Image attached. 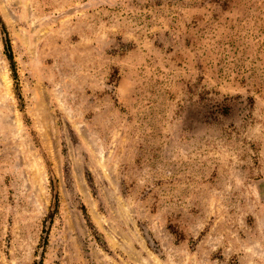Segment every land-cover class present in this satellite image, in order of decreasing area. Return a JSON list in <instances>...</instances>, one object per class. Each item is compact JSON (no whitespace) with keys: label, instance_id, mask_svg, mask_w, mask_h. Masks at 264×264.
I'll return each instance as SVG.
<instances>
[{"label":"rangeland","instance_id":"rangeland-1","mask_svg":"<svg viewBox=\"0 0 264 264\" xmlns=\"http://www.w3.org/2000/svg\"><path fill=\"white\" fill-rule=\"evenodd\" d=\"M0 264H264V0H0Z\"/></svg>","mask_w":264,"mask_h":264}]
</instances>
